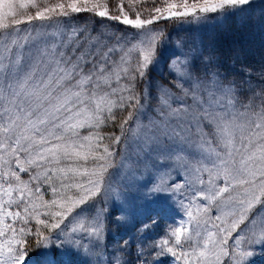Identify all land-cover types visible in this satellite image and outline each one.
Segmentation results:
<instances>
[{"label": "snow or ice", "instance_id": "obj_1", "mask_svg": "<svg viewBox=\"0 0 264 264\" xmlns=\"http://www.w3.org/2000/svg\"><path fill=\"white\" fill-rule=\"evenodd\" d=\"M264 262V0H0V264Z\"/></svg>", "mask_w": 264, "mask_h": 264}, {"label": "rangeland", "instance_id": "obj_2", "mask_svg": "<svg viewBox=\"0 0 264 264\" xmlns=\"http://www.w3.org/2000/svg\"><path fill=\"white\" fill-rule=\"evenodd\" d=\"M261 264H264V262H261Z\"/></svg>", "mask_w": 264, "mask_h": 264}]
</instances>
